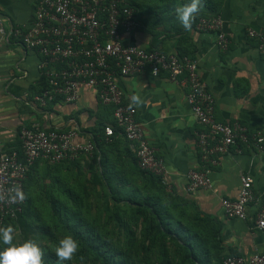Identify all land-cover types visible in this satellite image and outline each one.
I'll return each mask as SVG.
<instances>
[{"label": "crops", "instance_id": "crops-1", "mask_svg": "<svg viewBox=\"0 0 264 264\" xmlns=\"http://www.w3.org/2000/svg\"><path fill=\"white\" fill-rule=\"evenodd\" d=\"M122 2L134 10L141 25L139 30L123 36L124 43L195 60L198 78L214 100V118L221 123L237 122L248 135L260 134L264 139V58L257 42L246 37L248 29L264 34V0H201L194 23L211 13L209 6H216L213 13L222 21V31L229 40L225 51L217 47L214 32H200L193 26L185 31L180 26L175 9L188 0ZM36 3L0 0V153L20 154L18 133L24 125L75 128L81 139L94 143L95 150L66 165L80 164L86 170L96 166L133 180L134 154L114 126L112 107L102 106L94 91L82 90L71 104L57 100L40 108L35 102L41 89L37 70L41 57L24 49L15 32L24 33L31 27ZM117 83L126 104H131L132 95L142 101L139 106L132 105L136 120L157 157L164 161L166 192L174 205L167 210L186 227L181 237L193 249L198 261L194 264H219L226 256L264 254V231L257 230L254 222L257 205L247 207L244 221L226 218L221 205L223 199H236L241 176L252 179L256 194L264 190V152L242 146L238 153L231 148L211 169L212 189L187 193V173L201 167L196 133L202 128L185 102L186 75L171 82L166 73L151 77L145 72L117 78ZM108 127L115 130L110 138L104 135ZM42 168L38 163L32 172L36 174ZM133 229L140 239V221ZM137 253V259L146 264H192L176 253L169 241L161 250L156 244L148 253Z\"/></svg>", "mask_w": 264, "mask_h": 264}, {"label": "built area", "instance_id": "built-area-1", "mask_svg": "<svg viewBox=\"0 0 264 264\" xmlns=\"http://www.w3.org/2000/svg\"><path fill=\"white\" fill-rule=\"evenodd\" d=\"M140 27L134 10L122 0H37L31 27L24 33L15 32L24 49L41 57L37 70L47 87L34 100L40 108H46L57 100L74 103L82 90L94 91L102 106L112 107L115 127L129 144L138 169L160 178L168 189L164 161L144 136L135 108L124 102L117 78L166 73L171 82H176L186 75L185 102L202 128L196 133L201 167L187 173L186 192L211 190L210 172L218 166L220 156L231 148L240 153L242 146L264 152V139L260 134L248 135L237 122L221 123L214 118V100L198 78L195 60L123 42L124 35ZM195 29L214 32L220 51L227 49L229 40L218 17L200 19ZM246 37L257 42V50L264 58V34L248 29ZM104 135L112 137L113 128H105ZM18 139L20 154L0 153V227L22 214L25 198L9 203V189L19 187L24 193L27 173L36 162H74L95 150L94 143L81 139L75 128L24 125ZM252 183L249 176H241L236 199H223L221 205L226 218L244 221L247 207L256 204L255 228L264 231V190L256 194ZM221 264H264V254L254 252L249 258L226 256Z\"/></svg>", "mask_w": 264, "mask_h": 264}, {"label": "trees", "instance_id": "trees-1", "mask_svg": "<svg viewBox=\"0 0 264 264\" xmlns=\"http://www.w3.org/2000/svg\"><path fill=\"white\" fill-rule=\"evenodd\" d=\"M216 8V6H209L208 9L211 13L197 19L195 23L193 22L192 26L195 28L198 21L202 18L217 17L213 13ZM40 86L41 89L37 92V95L41 94L47 87L43 79L40 80ZM38 163L41 166L46 165L50 167L66 163L73 164L72 162H64L50 165L47 162L38 161L30 168L27 178L31 176L30 173L33 171V167L38 165ZM133 163L136 168L135 173L132 174L134 181L113 170L107 172L96 166H89L87 171L90 176L88 183L94 187L99 186L103 191V198L105 200L101 208L97 207L92 224L88 218L89 209L88 207L85 209L84 206L86 203V199L84 198L86 188L80 187L78 193H75V191H72V193L68 189L60 185L58 186L61 194L63 193L66 196L64 198L68 202V205L62 204L58 199L51 197L50 206L62 225L63 234H71L78 240L80 258L87 260L90 257V264H134V261H131L134 257L130 253L131 246L133 248L137 246V252L143 251L144 253H148L150 248H153L156 244H158L161 250L168 241L173 242L176 253L184 255L192 264L198 262L195 261L193 249L184 243L181 237L182 234L187 232L186 227L182 225L180 220L168 213L167 208L174 206L170 202L173 199L161 184L160 178L138 169L135 157L133 158ZM54 182L58 184L59 180L55 179ZM132 182H135V185H132ZM24 195L25 204L22 214L18 216L16 221L6 222L2 227L17 225L21 240L31 239L37 243V240L47 236L46 238L49 241H53L55 238L48 227L50 225H44L41 214L33 211L34 203L27 195L26 181L24 183ZM102 214L105 220L102 219ZM124 217L128 221L124 220ZM139 221L141 225L140 239L136 237L133 229ZM113 222L118 224L117 226L121 229L126 242L124 248L127 250H123L122 253L116 252L104 240V234L108 232L105 230V227H108ZM33 223L40 225L42 230L38 231L34 229ZM144 241L147 242V245H143ZM40 247L43 252V264H57L56 257L54 255L51 256L42 246ZM221 262L222 260L219 264ZM66 264L69 263L66 262Z\"/></svg>", "mask_w": 264, "mask_h": 264}, {"label": "rangeland", "instance_id": "rangeland-1", "mask_svg": "<svg viewBox=\"0 0 264 264\" xmlns=\"http://www.w3.org/2000/svg\"><path fill=\"white\" fill-rule=\"evenodd\" d=\"M42 167L43 168L40 169V171H36V174L35 171L30 173L31 176L26 180V191L27 195L33 200V211L41 214L44 225H50L47 226L49 227L51 234H54L55 238L53 241H49L46 238L47 236H45V238L43 237L42 239L37 240V244L45 248V250L51 256H53L54 245L64 236V234L62 225L58 221L54 210L50 206V198L54 197L58 199L62 204L68 205V202L64 198L66 196L63 193L61 194V192L58 190V186L60 185L71 192L75 191V193H78L80 191V187L86 188V194L84 195L86 203L84 206L85 209L87 207L89 209L88 218L91 224L96 215L97 207L101 208L104 205L105 200L103 198L102 189L99 186L94 187L92 184L88 183L90 176L87 172L88 170L83 168L84 166L82 167V165L80 164H78V166L62 164L52 167L44 165ZM55 179L59 180L58 184L54 182ZM101 216L102 219H104V215L102 214ZM108 217L111 218L110 216ZM123 219L128 221L126 217H124ZM32 225L34 229L38 231L42 230L40 228L41 226L37 225V223H33ZM117 225V223L113 222L108 227H105V230L108 232L104 234V240L106 243L111 245V247L116 252L122 253L123 250H127L126 248H124L126 242L123 238L121 229ZM13 227L15 229L17 238L21 240L17 225H13ZM137 249V246L134 248L131 246L130 253H132V255L134 256L133 260L131 259V261H134V264H146L144 262H140L137 259ZM90 259V257H88L87 260L81 259L78 251L77 254L73 257V260L70 262V264H90Z\"/></svg>", "mask_w": 264, "mask_h": 264}, {"label": "clouds", "instance_id": "clouds-1", "mask_svg": "<svg viewBox=\"0 0 264 264\" xmlns=\"http://www.w3.org/2000/svg\"><path fill=\"white\" fill-rule=\"evenodd\" d=\"M201 7V0H188L175 9L176 19L185 31L191 30ZM130 100V107L139 106L142 102L137 95H132ZM9 193V203H16L25 198L19 187L9 189ZM53 251L57 264H70L79 251V242L73 235L66 234L54 245ZM42 257V249L35 241L18 239L13 226L0 227V264H43Z\"/></svg>", "mask_w": 264, "mask_h": 264}]
</instances>
